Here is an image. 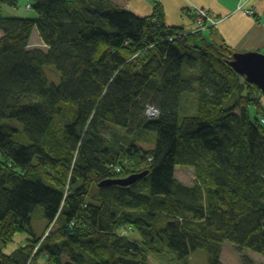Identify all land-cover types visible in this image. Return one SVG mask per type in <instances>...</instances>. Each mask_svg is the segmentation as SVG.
Returning <instances> with one entry per match:
<instances>
[{
	"label": "trees",
	"instance_id": "1",
	"mask_svg": "<svg viewBox=\"0 0 264 264\" xmlns=\"http://www.w3.org/2000/svg\"><path fill=\"white\" fill-rule=\"evenodd\" d=\"M28 2L34 19L0 14V122L22 127L0 133L2 264H148L164 243L180 260L202 250L208 264H221L224 242L264 256V128L247 115L257 89L231 69L233 53L166 25L159 5L137 17L125 0ZM34 29L45 49L29 47ZM113 126L131 141L106 137ZM144 133L154 149L137 146ZM176 167L193 170L191 187ZM37 207L44 238L30 234Z\"/></svg>",
	"mask_w": 264,
	"mask_h": 264
},
{
	"label": "crops",
	"instance_id": "2",
	"mask_svg": "<svg viewBox=\"0 0 264 264\" xmlns=\"http://www.w3.org/2000/svg\"><path fill=\"white\" fill-rule=\"evenodd\" d=\"M66 1L72 2L73 0ZM125 1L127 3V11L137 17H147L151 15L154 7L156 5H159L163 12L164 22L166 25L176 28H182L186 32L199 31L202 39L206 44L213 45V43H222L233 54L254 53L264 55V0ZM199 10H205L209 14V16L219 20L216 26L200 30L197 22V12ZM36 17L37 16L35 15L34 18ZM33 33L31 34L29 40L30 48V41L31 37H33L34 35ZM37 39H39L42 47L46 48V46L41 42L39 36ZM242 82L243 81L240 82L241 86ZM244 82L246 83L245 80ZM246 84L257 89L253 91L252 94V97L256 103L248 107L247 115L252 121L251 110L255 109L256 117H254L253 120L257 119L259 124H261V126L264 128V123H262V120H264V96L257 86L249 85L248 83ZM239 90L240 96H245V94H247L245 86L240 87ZM237 112H239V110H237ZM188 169H190L193 173V170L191 168ZM192 185L193 184H187L185 186L191 187ZM24 240L25 236H18L14 238V242L16 245H22L21 241ZM13 246L14 243L12 244L11 248H13ZM228 246H230L233 251L236 252L237 247L235 245L229 242H224L221 250V264H223L224 262L225 250L227 251ZM258 256L260 257V255Z\"/></svg>",
	"mask_w": 264,
	"mask_h": 264
},
{
	"label": "rangeland",
	"instance_id": "3",
	"mask_svg": "<svg viewBox=\"0 0 264 264\" xmlns=\"http://www.w3.org/2000/svg\"><path fill=\"white\" fill-rule=\"evenodd\" d=\"M29 2L27 0H21L18 2L17 6L14 7H7L2 6L0 10V14L2 17H15V18H21V19H34L35 13L32 10L26 9V5ZM34 32V33H33ZM32 33L34 34L33 37H31V48H41L42 47L38 38V33L36 30H34ZM43 71L47 77V80L50 84L57 85L59 83V76L57 72L55 71L54 67L52 66H45L43 67ZM252 109V108H251ZM251 119L253 120L254 117H256V110H251ZM114 127V126H113ZM9 129V130H8ZM117 131H115V130ZM113 128H106L103 130V133L106 137H110L113 135L115 137V140L117 142H121L123 144H127L129 141H131V137L126 134V131L119 127ZM8 130V131H7ZM11 130H18L22 131V127L20 124L15 122L14 120H5L0 122V133H11ZM137 133V132H136ZM136 133L132 134L133 139L136 138ZM11 135L14 136L13 133ZM145 139L142 141H138L137 146L144 149L145 151H149L154 149L155 147V140L156 136L154 133H144ZM22 138V144L27 145L26 138L19 134ZM175 178L180 181L181 183L187 185V184H193V181L195 180L194 175L192 171L188 168L184 167H176L175 169ZM90 195L95 194V190L92 189L91 192H89ZM48 226V223L45 221L43 217V210L41 207H37L34 211V213L31 215V221H30V234L35 235L36 237H40L42 233L44 232V238L47 233L50 231L46 229ZM63 226V221L60 220L56 226L53 227L52 230L60 229V227ZM135 231L128 232L125 236L127 238L136 237ZM21 236V235H16ZM162 248V251L160 253H150L147 258L148 264H208V255L202 251L197 250L190 254V256L180 260L177 258V255L175 252L168 249L166 243L161 244L160 246ZM37 249V248H36ZM35 249V250H36ZM264 263V256H258L255 254H252L248 251L244 250H238L236 249V252L233 251V249L228 246L227 251L225 250V258L223 264H262ZM32 264H44L43 257L38 256Z\"/></svg>",
	"mask_w": 264,
	"mask_h": 264
},
{
	"label": "water",
	"instance_id": "4",
	"mask_svg": "<svg viewBox=\"0 0 264 264\" xmlns=\"http://www.w3.org/2000/svg\"><path fill=\"white\" fill-rule=\"evenodd\" d=\"M229 66L246 83L257 86L264 96V55L254 53L233 54ZM147 174L148 172L145 171L131 175L123 180L101 182L98 187L109 185L130 186L136 181L143 179ZM0 264H2L1 260Z\"/></svg>",
	"mask_w": 264,
	"mask_h": 264
},
{
	"label": "built area",
	"instance_id": "5",
	"mask_svg": "<svg viewBox=\"0 0 264 264\" xmlns=\"http://www.w3.org/2000/svg\"><path fill=\"white\" fill-rule=\"evenodd\" d=\"M26 9H30V6L27 5ZM219 20H217L214 17L209 16V14L205 10H199L197 12V22L200 30L211 28L216 26ZM159 111L154 106H149L147 110L145 111V116L148 119H155L158 117ZM262 123H264V120H262Z\"/></svg>",
	"mask_w": 264,
	"mask_h": 264
}]
</instances>
